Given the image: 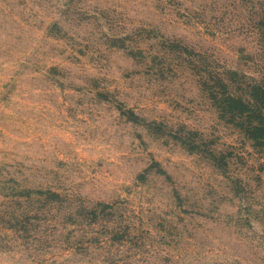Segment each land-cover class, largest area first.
Returning a JSON list of instances; mask_svg holds the SVG:
<instances>
[{
	"label": "rangeland",
	"instance_id": "rangeland-1",
	"mask_svg": "<svg viewBox=\"0 0 264 264\" xmlns=\"http://www.w3.org/2000/svg\"><path fill=\"white\" fill-rule=\"evenodd\" d=\"M263 12L0 0V264H264Z\"/></svg>",
	"mask_w": 264,
	"mask_h": 264
},
{
	"label": "trees",
	"instance_id": "trees-1",
	"mask_svg": "<svg viewBox=\"0 0 264 264\" xmlns=\"http://www.w3.org/2000/svg\"><path fill=\"white\" fill-rule=\"evenodd\" d=\"M259 25L264 27V12L259 19ZM249 95L254 96L255 100L258 102L257 110L260 112L255 118L251 120H246L247 117H252L255 112H253V104L250 101H245L243 99L226 95L225 101V111L231 112L232 114L242 118L241 129L245 132L247 137L255 142L256 145L264 147V114L262 113L263 103H264V87L260 85H253L248 88ZM257 120V121H254ZM217 156L216 154L213 155ZM217 160V157H215ZM226 168L224 165L221 168Z\"/></svg>",
	"mask_w": 264,
	"mask_h": 264
}]
</instances>
